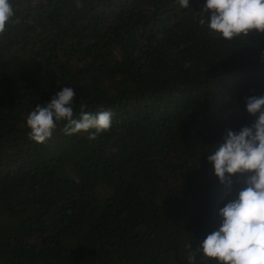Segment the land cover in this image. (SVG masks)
<instances>
[{"label": "trees", "instance_id": "16d2710c", "mask_svg": "<svg viewBox=\"0 0 264 264\" xmlns=\"http://www.w3.org/2000/svg\"><path fill=\"white\" fill-rule=\"evenodd\" d=\"M10 2L0 264H189L219 220L217 194L224 207L251 175L221 185L208 156L258 118L246 99L264 96V34L224 41L199 23L206 0ZM64 87L74 119L81 104L110 111V130L90 141L94 130L67 136L60 122L44 144L29 140L27 116Z\"/></svg>", "mask_w": 264, "mask_h": 264}, {"label": "clouds", "instance_id": "9594fccd", "mask_svg": "<svg viewBox=\"0 0 264 264\" xmlns=\"http://www.w3.org/2000/svg\"><path fill=\"white\" fill-rule=\"evenodd\" d=\"M179 4L188 8L189 0H179ZM198 14L200 25L206 23L207 16L210 32L224 41L247 36L252 30L264 34V0H206ZM14 15L10 0H0V36L10 23H19L13 19ZM74 96L72 88L64 87L49 102L37 105L26 118L28 139L44 144L60 122H66L63 133L67 136L94 130L88 136L90 141L110 130L113 118L110 111L93 116L81 104L79 116L74 119ZM246 111L253 117L258 114V118L239 132L226 130L223 142L208 156V161L221 185L231 187L233 177L251 175L237 198L219 210V228L189 253V264H195L198 253L204 261L218 264H264V96L247 98ZM187 248L191 249V244Z\"/></svg>", "mask_w": 264, "mask_h": 264}, {"label": "rangeland", "instance_id": "374dc122", "mask_svg": "<svg viewBox=\"0 0 264 264\" xmlns=\"http://www.w3.org/2000/svg\"><path fill=\"white\" fill-rule=\"evenodd\" d=\"M240 185H241V183H240ZM97 189H99V188H97ZM103 192H101L100 194H99V197H101V198H103V199H107L108 198V193H107V191H105V190H102ZM221 199H222V196L221 195H219V193L217 194V202H218V207L217 208H215V210H217V212H219V210L221 209V208H223L222 206H220L221 204H222V201H221ZM217 217L219 218V215H217ZM216 217V218H217ZM219 226H220V218H219V220L215 223V225H214V231L215 230H217L218 228H219Z\"/></svg>", "mask_w": 264, "mask_h": 264}]
</instances>
